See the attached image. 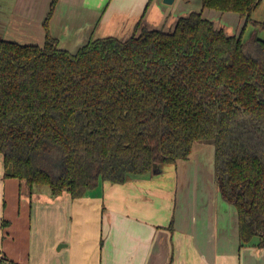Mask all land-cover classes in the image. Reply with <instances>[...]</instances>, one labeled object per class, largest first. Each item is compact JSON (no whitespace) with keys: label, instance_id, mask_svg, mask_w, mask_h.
Returning a JSON list of instances; mask_svg holds the SVG:
<instances>
[{"label":"trees","instance_id":"trees-1","mask_svg":"<svg viewBox=\"0 0 264 264\" xmlns=\"http://www.w3.org/2000/svg\"><path fill=\"white\" fill-rule=\"evenodd\" d=\"M261 1L202 4L238 12L246 26ZM55 2L43 44L0 37L5 175L81 197L100 180L186 159L208 140L242 244L264 246V38L248 51L242 32L191 10L170 27L140 20L128 38H91L71 52L49 31Z\"/></svg>","mask_w":264,"mask_h":264},{"label":"crops","instance_id":"crops-1","mask_svg":"<svg viewBox=\"0 0 264 264\" xmlns=\"http://www.w3.org/2000/svg\"><path fill=\"white\" fill-rule=\"evenodd\" d=\"M53 1L3 0L5 33L43 44ZM183 1L56 0L48 27L77 52L91 38H128L140 20L170 27L191 10L226 13ZM197 146L155 168L156 179L104 180L103 193H91L97 185L81 197L6 176L0 152V264H264V246L242 244L237 212L219 192L214 145Z\"/></svg>","mask_w":264,"mask_h":264},{"label":"rangeland","instance_id":"rangeland-1","mask_svg":"<svg viewBox=\"0 0 264 264\" xmlns=\"http://www.w3.org/2000/svg\"><path fill=\"white\" fill-rule=\"evenodd\" d=\"M201 1L202 0H184L181 3L189 6L188 9L189 8L197 9L198 6H200V8H201ZM207 8H209V7H207ZM205 11H207V10H205ZM8 12H9L8 6L5 5L3 0H0V37L13 38L14 40H17V41L23 42V43L28 42L25 37L17 36L14 33H12V34L11 33H5L6 21H4V20L6 19L5 15H7ZM220 15L221 14H219V13L218 14L216 13L214 15L215 16L214 18H216L215 20L217 21V23L219 25L223 26L225 28V30L229 33L239 34L242 32V37H243V40L245 42V47L248 51H251L253 49V44H254L255 38H257V37L264 38V27L260 24H257V22L254 21V20H258V21L264 22V0H262L261 3L259 4V6L255 10L252 11L251 18L248 20L246 26H244V22L242 21L238 12L229 11V12H226L225 14H223L222 17H220ZM38 37H39V35H38ZM38 37H36V38H38ZM39 38H41V37H39ZM39 38L36 40H40ZM195 143H196V145H198L197 147H199L200 144H204V143L210 145L211 147L214 145L212 142H210L208 140H197ZM204 151H206V148L204 149ZM162 165H166V164H162ZM154 171L155 170H152L150 173L151 174L155 173L154 174V177H155L157 174ZM156 178L157 177H155V179ZM103 181L104 180H100V182L97 186L99 188L93 190L91 192L92 194L95 195V194L103 193V190H104V186L102 185ZM230 204L232 205V207L234 208V211H235L236 210L235 206L232 203H230Z\"/></svg>","mask_w":264,"mask_h":264},{"label":"water","instance_id":"water-1","mask_svg":"<svg viewBox=\"0 0 264 264\" xmlns=\"http://www.w3.org/2000/svg\"><path fill=\"white\" fill-rule=\"evenodd\" d=\"M165 2L172 3L174 0H164Z\"/></svg>","mask_w":264,"mask_h":264}]
</instances>
